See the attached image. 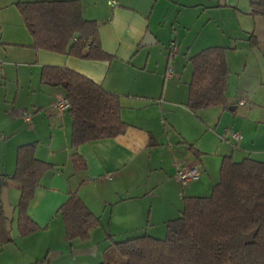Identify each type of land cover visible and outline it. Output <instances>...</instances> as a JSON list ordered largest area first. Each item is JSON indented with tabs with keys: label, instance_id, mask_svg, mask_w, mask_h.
Instances as JSON below:
<instances>
[{
	"label": "crops",
	"instance_id": "obj_1",
	"mask_svg": "<svg viewBox=\"0 0 264 264\" xmlns=\"http://www.w3.org/2000/svg\"><path fill=\"white\" fill-rule=\"evenodd\" d=\"M20 1L38 0H0V42L9 48V57L6 53L0 60L4 65L0 73L3 70L7 75H16L18 84L33 92L32 103L41 111L31 117L26 107L17 109L15 95L12 115L23 126L0 134V210L3 216L1 187L6 183L17 226L14 235L10 233L11 225L10 229L6 227L11 240L0 242V256L8 259H1L0 264H52L73 247L91 245L93 233L98 228L106 230V226L116 235L131 232L163 238L166 223L181 215L185 196H208L204 194L211 192L219 181L224 156L236 161L237 153L256 160L260 159L252 153L264 155V130H259L264 121H255L254 127L245 124L246 114L255 108L247 107L248 99L235 101L231 96L232 66L239 64L236 72L243 74L250 68L248 58L237 60L238 49L251 54L253 49L258 51L256 72L264 81V15L251 13L252 0H78L83 17L97 22L101 47L112 55L110 60L35 48L17 8ZM161 24L168 38L159 34ZM173 32L186 34L179 42L184 53L170 58L178 49ZM251 36L257 44L250 41ZM202 46L226 48L227 108L212 106L193 111L187 104L193 74L189 59L207 48ZM192 48L202 49L189 55L195 50ZM183 60L190 67L181 65ZM47 65L71 68L120 100L125 131L80 144L76 148L81 157L79 166L73 159L69 107H54L57 98L65 97L64 89L41 81V70ZM213 107L220 110H209ZM226 110H239L243 120H234L237 114L226 127L221 123ZM20 115L25 119L16 118ZM233 133L240 134V138L235 140ZM256 142L261 144L254 146ZM30 143L34 144L35 156L51 167L42 174L26 210L38 228L21 235L17 207L20 186L10 178L16 169L18 147ZM178 162L199 165L200 177L186 183L178 181ZM74 191L100 219L84 240L67 238L59 210ZM52 251L56 254L46 262Z\"/></svg>",
	"mask_w": 264,
	"mask_h": 264
},
{
	"label": "trees",
	"instance_id": "obj_2",
	"mask_svg": "<svg viewBox=\"0 0 264 264\" xmlns=\"http://www.w3.org/2000/svg\"><path fill=\"white\" fill-rule=\"evenodd\" d=\"M17 8L35 48L79 58H112L101 47L97 22L83 17L78 0L20 1ZM251 13L264 15V0H252ZM250 41L257 44L252 36ZM189 60L193 74L188 106L193 111L212 106L227 108L226 48L207 47ZM40 76L44 84L61 86L69 101L76 166L81 160L76 151L80 144L125 131L127 124L121 118L118 95L64 66H44ZM50 167L35 156L34 144L18 147L16 169L10 179L20 186L17 207L21 235L38 228L26 210L42 174ZM59 210L69 240L88 238L91 229L100 224L99 217L75 191ZM8 232L0 210L1 243L11 240ZM249 233L253 234L252 239L245 242L244 236ZM113 244L125 264H264V161L251 157L234 161L224 156L219 181L211 193L185 196L181 215L166 223L163 238L143 233ZM98 264L111 263L104 260Z\"/></svg>",
	"mask_w": 264,
	"mask_h": 264
},
{
	"label": "rangeland",
	"instance_id": "obj_3",
	"mask_svg": "<svg viewBox=\"0 0 264 264\" xmlns=\"http://www.w3.org/2000/svg\"><path fill=\"white\" fill-rule=\"evenodd\" d=\"M204 16H206V14H204ZM203 16V17H204ZM210 17V16H209ZM187 21L189 20L188 18L186 19ZM177 28V26H175ZM166 28H168V26H166ZM195 30H197V28L193 29V32H195ZM158 31L160 36H167V31L165 28L162 27V24L158 26ZM166 33V35H165ZM176 37H177V41L176 42V46H177V51L175 54L170 55V58L174 57L176 54L177 55H181L183 56L182 52V46L179 45V42L181 44V42H183V38L186 35H178L179 32H173ZM182 36V38H181ZM168 38V36H167ZM166 38V39H167ZM168 40V39H167ZM169 42V41H168ZM168 46L166 45V54L165 57L169 56V52H167ZM193 47V45H192ZM194 47H196L194 45ZM207 47V46H204ZM202 46V48H204ZM202 48H192L195 50H191L189 55H192L194 53H196L197 51L201 50ZM254 51H252L253 53L251 54L249 51L241 48L237 50V54H238V58L237 60L240 61V59L244 60L245 58L247 59V66L250 67L244 74L243 71L240 72H236L238 65H233L232 66V81H233V91L231 92V96H232V100L237 98H245L248 99V106H254L255 109H253V111L250 114H246L245 119H247L246 123L247 125H250L254 127V123L257 120H261L264 121V106H260L264 105V81H262L260 79L259 76H257V72L256 70L258 69V63H256V57L258 58V51H256V49H253ZM7 53L8 57H9V48H7L6 46H4L1 42H0V60H3L2 57H4V55ZM186 65L187 67H190L189 63H185V60H183L181 65ZM2 64H0L1 67ZM4 66V65H2ZM241 67V66H240ZM240 67L238 69H240ZM238 75H240L238 77ZM5 79L3 80L2 79ZM258 77V78H257ZM262 82H260V80ZM19 88V89H18ZM18 90V91H17ZM17 93V94H16ZM16 95V100H17V109H24V107H26L28 109V114L31 115V117H34L38 112H40L41 110H39L37 107L38 105H34L32 103V100H35V97L33 96V92L31 90H26L25 88L21 87V83L17 82V77L16 75H7L5 72H3V70L0 73V134H2V131H4L5 129L9 130V129H14L15 127H22L23 124L21 122H15L14 117L12 115V100ZM236 105V104H234ZM37 106V107H36ZM219 109V107H213L210 108L209 110H214V109ZM237 108H243L240 106H237ZM220 110V109H219ZM213 112L214 111H210ZM220 112V111H219ZM238 114V116L236 117V115ZM243 114L239 113V110H237L236 112L233 111H229L226 110L224 111V117L221 119V123H225L226 127H230L233 119L234 120H240L242 121L244 116H242ZM243 117V118H242ZM18 119H22L24 120V115H20L19 117H16ZM217 120V118H216ZM29 124V126L31 125V123H27ZM264 126V124H261V127ZM259 128L260 131L264 130V128ZM258 141H260V139H258ZM261 143H254V146H259ZM253 157L260 159L261 161H264V155H259L256 153H252ZM245 155V154H244ZM247 156V154H246ZM243 154H239L237 153L236 156L234 157L236 159V161H240L243 159ZM200 177V176H199ZM198 177V178H199ZM197 178V179H198ZM196 179V180H197ZM211 192H206V194L204 195H209ZM154 228V227H153ZM158 228V226H157ZM165 228V226H164ZM106 230H103L102 228H98L97 232L93 233L92 236V246H95V254L92 252L89 255H76L73 253V249H75V247L70 249V253H65L64 255L61 256H57L52 264H98L102 261H107L111 264H125L124 259L116 252L115 248H114V242L115 241H121L124 239H127L129 237H133L137 234H132L131 232H129L128 234H120V235H116V234H112L111 232H109V228L106 226L105 227ZM166 230V229H165ZM10 233L11 235H14L17 233V226H16V217L14 216L13 218V222L11 223V229H10ZM166 233V232H165ZM165 234L162 236L164 237ZM79 240V239H76ZM69 252V251H68ZM7 256L10 257V255L7 254ZM4 260V259H8L6 257V255H1L0 256V260ZM9 261V260H8ZM6 260V263L8 262Z\"/></svg>",
	"mask_w": 264,
	"mask_h": 264
},
{
	"label": "built area",
	"instance_id": "obj_4",
	"mask_svg": "<svg viewBox=\"0 0 264 264\" xmlns=\"http://www.w3.org/2000/svg\"><path fill=\"white\" fill-rule=\"evenodd\" d=\"M173 45L170 48L173 50ZM171 74V69L168 70V75ZM241 104L243 101L240 102ZM54 107L57 110H63L69 107V101L66 97L57 98L54 102ZM232 137L237 140L240 138V134L233 133ZM200 176V166L192 165L185 162H178L175 164V177L181 183H186L190 180H195ZM110 177V176H108Z\"/></svg>",
	"mask_w": 264,
	"mask_h": 264
},
{
	"label": "water",
	"instance_id": "obj_5",
	"mask_svg": "<svg viewBox=\"0 0 264 264\" xmlns=\"http://www.w3.org/2000/svg\"><path fill=\"white\" fill-rule=\"evenodd\" d=\"M1 201H2V210H3V217L6 219V227L10 229L11 225V220L13 218V208L11 206L9 196H8V186L6 183L2 184L1 187ZM252 233H249L244 236V241L249 242L252 239ZM95 246L89 245L86 247H81V248H75L73 249V253L76 255H89L92 252L95 254ZM58 253V252H57ZM56 252H49L45 258L46 262H50Z\"/></svg>",
	"mask_w": 264,
	"mask_h": 264
}]
</instances>
